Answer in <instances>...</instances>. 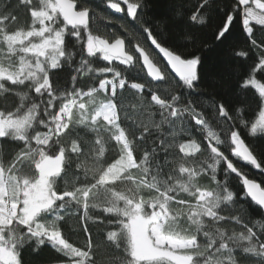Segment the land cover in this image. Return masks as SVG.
Masks as SVG:
<instances>
[{
  "label": "snow or ice",
  "instance_id": "1",
  "mask_svg": "<svg viewBox=\"0 0 264 264\" xmlns=\"http://www.w3.org/2000/svg\"><path fill=\"white\" fill-rule=\"evenodd\" d=\"M164 2L0 0V264H264V0Z\"/></svg>",
  "mask_w": 264,
  "mask_h": 264
},
{
  "label": "trees",
  "instance_id": "2",
  "mask_svg": "<svg viewBox=\"0 0 264 264\" xmlns=\"http://www.w3.org/2000/svg\"><path fill=\"white\" fill-rule=\"evenodd\" d=\"M165 8V2L164 0H154V5L151 9V14L153 15H159L164 11ZM209 57V60H212V54H207ZM259 78V77H258ZM258 115V110L256 109V106L253 105V110L249 113V119H255ZM258 144V151H264V143L257 141ZM238 166L242 169L246 170L250 178H255L256 180H264V174H261L258 170L254 169L250 165H246L240 162H237ZM233 184L236 187V189H240L242 185L239 183V179L235 178L233 174ZM67 231H71L70 229H67ZM71 239L73 241L78 240L79 238L77 236H72ZM26 259L30 260L31 257L26 254Z\"/></svg>",
  "mask_w": 264,
  "mask_h": 264
}]
</instances>
